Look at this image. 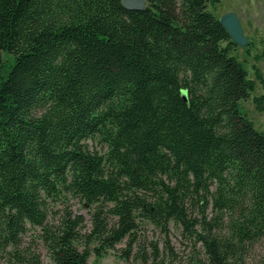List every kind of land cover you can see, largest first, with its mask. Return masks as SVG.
<instances>
[{
	"label": "trees",
	"instance_id": "obj_1",
	"mask_svg": "<svg viewBox=\"0 0 264 264\" xmlns=\"http://www.w3.org/2000/svg\"><path fill=\"white\" fill-rule=\"evenodd\" d=\"M121 1L0 0V264H87L82 217L48 222L66 194L104 246L140 217L179 224L197 264H264V134L238 109L254 83L230 36L208 0Z\"/></svg>",
	"mask_w": 264,
	"mask_h": 264
},
{
	"label": "rangeland",
	"instance_id": "obj_2",
	"mask_svg": "<svg viewBox=\"0 0 264 264\" xmlns=\"http://www.w3.org/2000/svg\"><path fill=\"white\" fill-rule=\"evenodd\" d=\"M206 7L216 18L232 11L240 21L247 44L240 47L230 43L231 40H225L220 45L229 47V54L241 63L254 83L249 96L238 101V109L254 128L264 134V0H208ZM4 58H7L6 55ZM257 99H261V105ZM87 143L93 150L105 151L97 140ZM93 207L72 194L60 197L57 202H50L49 206L48 222L51 226L57 225L66 212L82 217L74 245L80 251L88 249L90 255L87 264H197L199 258L203 257L201 244L179 224L169 221L163 227L140 217L135 218L136 227L130 234L112 247L104 246L101 241L91 237ZM191 213L200 217L196 208ZM114 220L107 217L106 222L111 225ZM23 245L30 246L45 263L49 262L48 249L39 227L28 229L23 236Z\"/></svg>",
	"mask_w": 264,
	"mask_h": 264
},
{
	"label": "water",
	"instance_id": "obj_3",
	"mask_svg": "<svg viewBox=\"0 0 264 264\" xmlns=\"http://www.w3.org/2000/svg\"><path fill=\"white\" fill-rule=\"evenodd\" d=\"M121 3L122 6L128 10H140L146 6L145 0H122ZM218 21L220 25L224 27L232 42L240 47L247 44L248 40L243 34V30L236 13L232 11L225 12L218 17Z\"/></svg>",
	"mask_w": 264,
	"mask_h": 264
}]
</instances>
